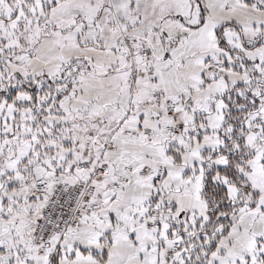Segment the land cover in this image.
<instances>
[{
    "label": "snow or ice",
    "instance_id": "1",
    "mask_svg": "<svg viewBox=\"0 0 264 264\" xmlns=\"http://www.w3.org/2000/svg\"><path fill=\"white\" fill-rule=\"evenodd\" d=\"M0 264H264V0H0Z\"/></svg>",
    "mask_w": 264,
    "mask_h": 264
}]
</instances>
